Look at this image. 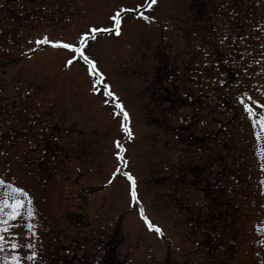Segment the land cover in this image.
<instances>
[{"label":"rangeland","instance_id":"obj_1","mask_svg":"<svg viewBox=\"0 0 264 264\" xmlns=\"http://www.w3.org/2000/svg\"><path fill=\"white\" fill-rule=\"evenodd\" d=\"M144 4L0 0V264H264V0Z\"/></svg>","mask_w":264,"mask_h":264},{"label":"snow or ice","instance_id":"obj_2","mask_svg":"<svg viewBox=\"0 0 264 264\" xmlns=\"http://www.w3.org/2000/svg\"><path fill=\"white\" fill-rule=\"evenodd\" d=\"M156 3H157V0H145V4L141 5L140 7L151 8ZM120 11H128V10L127 9L118 10L114 15H112L110 17L111 21L113 22L111 27L98 28V27L94 26V27H91L90 29L86 30L85 32L80 34L79 40L77 43H67V42H63V41H51V40H48L47 37H44L43 40H37L36 43L38 45L40 43H48V44H52L55 47H63L65 49H67L69 51V53H71V55L65 60V66H70L73 63V61L78 60V59H82L83 61H85L87 63V71L89 72V74H93L95 77H101V79H94V82L92 84L93 90H96V86L98 84L102 83V73H100L98 71L97 66H96V61L94 59L90 58L86 54L85 48H86L89 40L95 39V33H97V32L112 31L116 35L120 34V30H121ZM136 14L141 16L145 20L151 19V17L144 15L143 12H137ZM101 90L106 95L113 96V97L115 96V94L111 91L110 86H108V85H105ZM114 107L116 109H119L120 113L124 117V119L121 121V127L123 128L124 132L128 135H131V132L129 131V129L127 127L128 113L124 110V107L119 102L118 98H117V102L114 105ZM244 108L250 116L253 115L252 109L247 104H244ZM259 124H260L261 128L264 129V115L260 116ZM122 151H123V148L121 147V152ZM117 156L118 157L120 156L119 152L117 153ZM115 174L116 173L114 172L113 175H115ZM125 175L128 176L129 181L132 182V188H131V192H130L131 198L133 200H136L137 199V193L135 190V183H134L133 177L128 173H125ZM262 183H264V181H262ZM0 184H4V181L0 180ZM7 187L13 195L11 198H0V213H2L4 216L8 217L9 219H13V218L21 215L20 209L25 203H27L29 205L27 215L29 217H31L33 215V212H32V208H31V200H30V198H28V193L23 188L14 187L12 185H8ZM17 194L20 197H23V199L17 198ZM5 196H7V194H5ZM5 209H9V211H5ZM140 215H141V218L144 219L149 230L155 231L158 234L161 233V229L159 228V226L152 224L151 221L144 215L143 209L140 210ZM0 224L6 225L7 220H0ZM27 227L29 229H31L34 226L29 224ZM2 241H3V237H0V242H2ZM18 246L19 245L15 241H13L11 243L12 248H17ZM26 247L31 248L32 245L28 244V245H26ZM36 255H37V253L35 251H33L31 253V256L29 257V259L34 258ZM12 260H13V264H19L18 256L13 255Z\"/></svg>","mask_w":264,"mask_h":264},{"label":"trees","instance_id":"obj_3","mask_svg":"<svg viewBox=\"0 0 264 264\" xmlns=\"http://www.w3.org/2000/svg\"><path fill=\"white\" fill-rule=\"evenodd\" d=\"M90 192H91V191H90ZM108 247H109V246H108ZM110 251H111V254L109 253ZM113 252H114L113 247H110V249L107 248L106 256H109V258H108L109 261H110V257H112V255H113ZM105 260H107V258H105ZM106 264H108V261L106 262Z\"/></svg>","mask_w":264,"mask_h":264}]
</instances>
